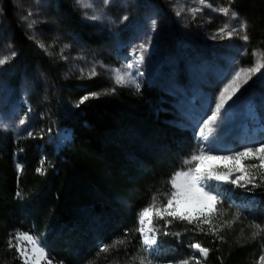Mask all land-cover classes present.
Masks as SVG:
<instances>
[{
    "label": "trees",
    "instance_id": "16d2710c",
    "mask_svg": "<svg viewBox=\"0 0 264 264\" xmlns=\"http://www.w3.org/2000/svg\"><path fill=\"white\" fill-rule=\"evenodd\" d=\"M231 4L248 21L249 47L264 50V0H233ZM0 7V24L8 20L11 44L17 54L10 75L6 72L9 82L14 84L28 73L34 85L37 78L30 74L36 70L43 73L38 75L41 88L45 82L54 84L49 100L42 103L47 112L42 113L43 120L31 131L33 136L24 133L14 138L11 133H0V264H22L16 249L8 248L10 239L17 243L16 232L36 237L53 264H133L129 257L136 254L150 256L156 264L154 257L141 250L139 234L135 233L136 213L151 202L153 193L168 191L170 178L184 167V158L193 150L192 135L186 129L162 122L168 114L164 103L150 106L159 95L156 87L144 85L141 91L116 87L114 93L80 106L69 123L64 120L53 124L67 125L71 130L65 146L56 151L47 141L53 135L46 118L50 109L52 123L58 119L57 100L52 95L60 88L63 97L76 99L85 90L76 88L71 78L64 82L60 79L57 55L45 56L40 54L41 49L36 50L35 42L28 39L16 20L11 0H0ZM52 15L64 29L87 39L90 27L69 0H53L48 12L49 17ZM101 39L99 33L90 35L93 45L100 44ZM22 67L24 70L20 71ZM80 82L89 83L88 92L106 88L97 77ZM44 95L48 93L37 97L39 102ZM148 142L156 144V148L151 150ZM42 158L43 174L36 172ZM17 165L22 167L18 169ZM17 191L21 197L16 196ZM252 194L257 197L255 207L235 204L230 209L229 202L222 200L218 207L227 212L215 222L233 220L235 210L240 219L217 235L198 232L187 222L168 225L167 231L181 235L160 236L166 260L188 258L189 245L199 242L211 249L202 264H257L264 232L253 240L256 229L251 225L255 221L264 226V184ZM163 224L155 221L153 226L163 229ZM126 229L130 231L125 245L97 257L99 245L123 238Z\"/></svg>",
    "mask_w": 264,
    "mask_h": 264
},
{
    "label": "rangeland",
    "instance_id": "374dc122",
    "mask_svg": "<svg viewBox=\"0 0 264 264\" xmlns=\"http://www.w3.org/2000/svg\"><path fill=\"white\" fill-rule=\"evenodd\" d=\"M11 1L14 5L16 20L27 32L28 39L35 42L36 50L40 51L36 41H41L46 45L47 54L42 49L40 54L57 55L60 58V63L57 64L60 66V79L63 78L64 82L71 78L76 88L85 90L84 95L88 93L89 83L80 82L81 69H84L85 75H87L91 66L94 63L97 64L98 75L95 77L102 81L103 86L110 89L114 86L110 79L111 69L120 68L131 59L134 49L137 50L135 54L139 55V46L146 43L151 37V44L147 45V50L144 53V62L138 69L143 72V76L137 77L141 85L139 91L144 85L156 87L159 95L157 94L154 101L151 100L155 102L150 104L151 107L160 102L164 103V109L169 111L171 102L175 112L163 117L162 122L174 123L191 131L190 139L195 142L191 153L197 147L193 125L197 119L203 117L207 100L217 94L218 88L223 87V83L227 82L223 77L232 70L234 62H239L237 68L251 67L254 63L253 50L264 51L262 48L249 47V40L246 42L240 38L244 34L243 32L230 39H211L216 29L224 24H229L230 28L235 26L237 21L231 19V11L225 17L214 12L211 8L204 7L201 12L197 13L195 19L187 11L180 17L174 14V4L182 5L185 9L202 7L199 0H111L108 6L103 5L100 0H93L94 8L97 11L102 10L103 18L99 21L85 19L83 11L74 3V0H69L80 12L81 20L90 27L88 36H86L88 40L64 29L53 15L52 17L48 16L53 0H19V6L17 0ZM206 3L211 4L212 8L229 6V0H206ZM230 8L237 11L232 4ZM2 10L0 7V13ZM29 11L33 15L29 16L27 21H23L21 17L27 16ZM87 12L89 16L95 14L93 9H87ZM125 14L129 17L127 21L123 24L114 23ZM240 16L244 18L241 13ZM153 20L156 22L155 31H152L151 28ZM33 21L36 22L33 29H28L27 24ZM8 26V20H4L0 24V57L10 56L14 51L11 44L12 35L8 31ZM91 33L100 34V37L103 38L100 40V44H92ZM64 45H70V47L61 53ZM245 50L247 55H242ZM62 56L67 59L62 58L61 60ZM14 58L0 66V122L5 125L6 129H0V133L3 135L11 133L14 138H18L24 133L31 132L43 120L42 113L47 111L42 103L49 100L54 84L45 82L44 87L41 88L43 85H40L38 75L43 73L36 70L30 74L31 76L34 74L37 78L33 82L34 85H32L28 73L14 84L10 83L6 72L10 75V66H13ZM261 59L264 62V58ZM101 64L105 67H101ZM23 70V67L20 68V71ZM136 71L137 69L134 68L133 73L135 74ZM129 87L135 89L134 86ZM44 92L48 95L46 97L44 95L42 101L39 102L37 97ZM52 98L57 100L55 108L58 119L52 123L53 116L50 109L46 118L50 120L49 125H51L50 130L53 135L47 141L52 143L57 151L65 146L71 130L67 125L53 124H59L64 120L69 123L70 119L73 120L79 109L74 107V104L80 97L76 99L63 97L60 88H58L56 95L53 94ZM229 103L231 108L222 126L221 147L226 146L239 151L241 144H255L257 141L264 140V68L243 85L233 101ZM249 105L254 108L252 117L248 114ZM29 108L31 113L26 123L24 125L17 124L18 117L27 112ZM148 144H151L149 145L151 150H153L152 147L156 148L157 146L150 142ZM251 162L247 161L246 163ZM249 188H251L250 185L248 188H239L231 184H224L219 190L224 193L222 200H228L230 209L235 204L241 205V203L249 208L255 207L257 201V197L252 194V190H248ZM121 203L124 202L121 201ZM220 209L222 212H227L225 208ZM236 213H238L237 210H235ZM21 246L28 247L30 250V246L27 244ZM148 254L156 259V264H167L161 244ZM193 255L198 257L199 254L190 249L189 257Z\"/></svg>",
    "mask_w": 264,
    "mask_h": 264
},
{
    "label": "snow or ice",
    "instance_id": "6c2138e0",
    "mask_svg": "<svg viewBox=\"0 0 264 264\" xmlns=\"http://www.w3.org/2000/svg\"><path fill=\"white\" fill-rule=\"evenodd\" d=\"M100 2L108 6L111 0H100ZM233 0H229V6H219L212 8L211 4H207L206 0H199V4L202 7H192L185 9L184 6L173 5L174 14L180 17L185 11L192 14L195 19L197 13L201 12L204 7L211 8L214 12L222 14L227 17L231 11V19L237 21L235 26L230 28L229 24H224L222 27L216 29L212 34L211 39H225L232 38L234 35L239 36L241 32L244 34L240 38L244 41H248L250 37L247 34L248 21L240 16V13L233 11L230 8ZM74 3L83 11L85 19L92 21H99L103 18L102 10L97 11L94 8L93 0H74ZM19 6V0H17ZM87 9H93L95 14L89 16ZM31 11L27 16L21 17L23 21H27L29 16H32ZM129 19L128 15H123L117 22V24H123ZM33 21L27 24L28 29H33ZM152 31L156 29V22L153 20L151 25ZM37 46L45 50L47 54L46 45L41 41H36ZM151 44V37L148 41L139 46L140 54L136 55L137 50H133V56L120 68L111 69L112 75L110 79L113 81L114 86L110 89H105L101 92H88L81 96L79 100L74 104V107L79 108L86 102L97 99L102 95H108L116 91V86L128 87L134 86L139 91L140 83L137 77L143 76V72H140L139 66L144 62V53L147 50V45ZM11 47V46H9ZM70 45H64L61 49L63 53L64 49L69 48ZM16 52L12 51L11 55L0 57V66L5 65L10 59L16 56ZM242 55H247L245 50ZM252 56L254 57V63L251 67H236L239 62H234L232 70H230L223 79L226 83H223V87L218 88L217 94L210 97L207 100L203 118L197 119L193 125L194 139L196 141V149L191 153L189 157L184 158L183 166H186V170L176 171L169 180L170 187L167 192L153 193L151 202L142 207L136 213V225L135 233L139 234L141 241V250L143 253H150L160 246V236H176L179 237L181 233H171L167 231L168 225L174 221L187 222L189 225H194L195 230L206 235L211 233L217 235L225 226L231 228L234 221L240 219V214L236 213L233 220H223V223H216L217 218L223 217L225 214L218 207L222 204V197L224 193L219 188L224 184H231L239 188H251V191L255 188H259L261 184H264V140L257 141L255 144L244 143L241 144V150L221 147V134L223 131V124L225 118L228 116L229 109L231 108L230 101L236 97L237 93L241 90L242 86L247 84L252 77L264 68V62L261 58H264V51L253 50ZM261 58H256V57ZM67 59V57H63ZM105 67L104 65H100ZM137 69L135 74L133 69ZM80 79H91L98 75L97 64H93L85 75V70H80ZM230 77V78H229ZM227 106V107H226ZM31 109L19 116L16 123L24 125L29 119ZM248 114L250 117L254 116V108L252 105L248 107ZM0 129H5V125L0 122ZM198 129V131H195ZM6 130V129H5ZM29 137L33 136V132H28ZM226 153V154H224ZM247 161H254L246 163ZM41 167L36 168V172L43 174L44 159L40 161ZM22 166L17 165L20 169ZM216 190H213V189ZM17 197H21V193L17 191ZM163 197V200H161ZM231 199L230 197H225ZM155 221H163V229L154 227ZM207 226L208 231L205 232ZM256 229L252 233L253 240L264 232V226L252 222L251 225ZM128 229L125 230L123 238H116L111 244H104L98 246L97 257L100 253H109L113 249H117L119 245H125L129 234ZM243 231V230H242ZM16 244H13L12 239L8 241V248L16 249L17 256L22 259V264H53L52 260L48 258L46 248L41 246V242L31 234L27 232H16L14 234ZM221 242L224 241L223 237H218ZM21 242H27L28 247H22ZM189 247L198 252L196 255L190 256L186 259L177 261H167V264H202V260L207 259L211 249L204 247L201 243L196 242L189 245ZM264 250V245H262ZM133 264H153V260L145 255L136 254L129 257ZM62 264V262H61ZM258 264H264V251L259 256Z\"/></svg>",
    "mask_w": 264,
    "mask_h": 264
}]
</instances>
